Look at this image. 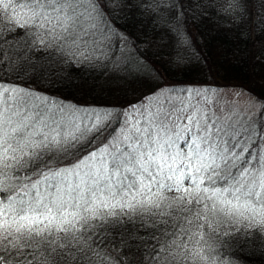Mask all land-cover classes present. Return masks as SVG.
<instances>
[{
	"label": "snow or ice",
	"instance_id": "6c2138e0",
	"mask_svg": "<svg viewBox=\"0 0 264 264\" xmlns=\"http://www.w3.org/2000/svg\"><path fill=\"white\" fill-rule=\"evenodd\" d=\"M249 3L0 0V264L264 256V96L170 82L140 47L147 28L173 71L207 66L189 28L208 20L237 55L264 37ZM72 67L147 87L81 103L37 86Z\"/></svg>",
	"mask_w": 264,
	"mask_h": 264
},
{
	"label": "trees",
	"instance_id": "16d2710c",
	"mask_svg": "<svg viewBox=\"0 0 264 264\" xmlns=\"http://www.w3.org/2000/svg\"><path fill=\"white\" fill-rule=\"evenodd\" d=\"M249 12L253 23L259 19L257 13L261 10L260 0H250ZM193 39H198L202 51L208 57L207 66L196 65L183 70L173 71L168 67L166 59L157 55L158 48L153 33L145 29L140 39L145 41L140 47L144 54L165 73L166 79L172 81H200L234 89L247 90L257 96H264V49L261 41L264 37L257 30L255 42L246 45V50L232 55L233 44L228 33L213 30L211 21L205 20L203 24L192 25L189 28ZM42 90L54 95L75 100L77 102H124L132 99V91H139L141 82H128L116 78L102 77L98 72L88 70L84 75L82 68L72 67L54 69L53 78L37 85ZM245 92L244 94H247ZM248 95V94H247ZM248 250H245L247 253ZM247 264H264V256L259 252L247 256Z\"/></svg>",
	"mask_w": 264,
	"mask_h": 264
},
{
	"label": "rangeland",
	"instance_id": "374dc122",
	"mask_svg": "<svg viewBox=\"0 0 264 264\" xmlns=\"http://www.w3.org/2000/svg\"><path fill=\"white\" fill-rule=\"evenodd\" d=\"M232 91V90H231ZM230 91V92H231ZM249 97L247 94H243L242 96L239 97V100H238V103L241 105V106H246V103L248 101Z\"/></svg>",
	"mask_w": 264,
	"mask_h": 264
}]
</instances>
